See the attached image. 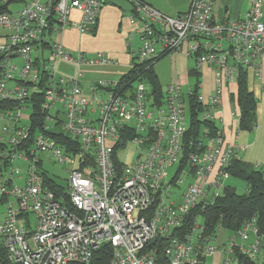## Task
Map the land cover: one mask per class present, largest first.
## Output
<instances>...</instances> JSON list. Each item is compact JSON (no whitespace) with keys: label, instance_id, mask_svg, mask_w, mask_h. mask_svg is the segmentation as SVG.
Here are the masks:
<instances>
[{"label":"built area","instance_id":"1","mask_svg":"<svg viewBox=\"0 0 264 264\" xmlns=\"http://www.w3.org/2000/svg\"><path fill=\"white\" fill-rule=\"evenodd\" d=\"M105 1L2 0L8 10L0 14V29L9 35L0 45V118L7 137L0 138V198L6 204L0 246L8 260L90 264L95 251L110 246L109 264H160L151 243L164 238L169 264L207 262L218 253L222 264H239L236 250L261 264L264 235L253 222L217 244L204 235L199 210L216 205L228 187L230 163L243 149L234 138L227 139L216 113L223 92L236 83L239 66L261 78L263 0H250L243 20L214 18L211 0H193L175 18L141 0H127L130 24L136 25L127 43L134 58L131 68L186 48L198 66L215 71L208 102L200 90L198 101L205 111L199 118L216 123L219 130L215 137L203 132L201 151L189 155L183 147L192 88L185 93L172 83L159 104L147 81L127 90L118 81L83 85L82 67L115 60L106 53H73L61 39L71 30L93 35ZM13 3L22 8L14 11ZM75 12L79 20L72 17ZM135 38L138 49L132 44ZM16 58L21 64L13 62ZM60 63L78 70L74 76L58 74ZM232 116L238 121L237 107ZM37 118L40 123H34ZM236 132H241L238 127ZM43 155L67 168V184L61 185L70 205L45 187ZM17 159L26 164L23 174L13 167ZM196 210L190 232L180 237Z\"/></svg>","mask_w":264,"mask_h":264},{"label":"crops","instance_id":"2","mask_svg":"<svg viewBox=\"0 0 264 264\" xmlns=\"http://www.w3.org/2000/svg\"><path fill=\"white\" fill-rule=\"evenodd\" d=\"M141 1L149 4L160 13L175 18L187 12L193 0ZM211 1L213 2V16L216 19L226 18L229 20H243L246 18L251 8L250 0ZM130 13L131 8L127 10L119 7L117 4L106 2L101 8L99 23L93 35H80L74 30L65 32L61 41L63 45L73 53L82 51L90 57H93L98 53H106L110 58L115 60V63L111 65L82 67L81 70L83 71L84 69L82 83L85 88H88L99 81L117 82L110 79L109 73L118 75V69L124 68V71L121 74L122 76L131 70L132 55L130 54L127 43L128 36L136 29V25L130 24ZM72 17L75 20L80 19V15L77 12H75ZM0 32L1 45L7 41L9 32L4 29ZM132 44L133 47L136 45L135 49H138L140 47L139 39H133ZM160 61L155 64L154 73L161 86L162 83H167L168 86L172 83H176L182 88L189 86L191 85V80L188 72L191 68H197L201 75V93L205 97V100L207 102L209 101L215 87V71L212 67L208 65L198 66L196 59L189 58L186 55V48L183 49L181 53L169 55V59L166 60L167 62ZM75 72L74 68L71 74L66 75L74 76ZM247 72L249 89L258 101L256 111L257 125L255 129L253 131L236 132L238 121L237 118H233L232 116L235 108H238L236 104L238 95V87L236 83L228 86L223 92L222 104L219 111L216 113V117L222 121L220 123L221 128L227 139L233 140L234 138V142L243 148L236 155L238 159L255 166L262 171L264 177V58L262 60L261 78L256 77L251 68H249ZM230 179H232V177ZM230 179L227 185L235 189L236 184L233 181H230ZM3 213H0V218Z\"/></svg>","mask_w":264,"mask_h":264},{"label":"trees","instance_id":"3","mask_svg":"<svg viewBox=\"0 0 264 264\" xmlns=\"http://www.w3.org/2000/svg\"><path fill=\"white\" fill-rule=\"evenodd\" d=\"M8 10V6L0 0V14ZM95 33V32H94ZM161 56L155 62H148V64L136 65L127 73L123 74L119 79L121 89L134 87L139 81H147L152 87L153 95L156 100L162 103L163 89L160 85L157 76L154 73L155 64L160 61ZM134 58H132V61ZM248 69L239 66L236 84L238 87V95L236 104L239 110L238 116V130L239 131H253L257 125V99L250 91L248 85ZM190 80L193 78L192 94L188 96V109L190 115V127L186 133L184 140L185 155L201 151L199 143L203 132L207 131L208 137H215L219 128L214 122L202 121L199 116L205 111L202 104L198 101V96L201 90L200 71L197 68H191L188 72ZM234 100V99H233ZM39 104V102H38ZM38 105L35 107V112H38ZM40 119H35L34 123H40ZM125 144L122 140L120 147ZM119 169L122 167L117 160ZM232 178L244 180L248 184V192L246 194H239L233 187H226L222 196L218 199L216 205L208 207L205 212L199 210L203 216V223L205 227L204 235L210 239L217 238L220 230H226L230 233H236L241 230L246 224L253 222L258 229L260 235H264V177L262 171L257 169L250 163L235 157L228 168ZM45 187L52 190L56 197L64 200L66 204L70 205L69 199L64 195L61 183L55 181L53 176L46 172L43 173ZM198 210L194 211L182 226V231L179 233L183 237L190 232L192 227V220L197 215ZM180 229V230H181ZM177 236V234H175ZM154 248L156 261L160 264H169L165 256V248L167 246V239H156L151 243ZM113 250L110 246H103L95 251L90 264H109L112 258ZM235 255L238 258L239 264H259L256 260L248 258L236 250ZM0 263L13 264L8 260L6 251L0 246ZM198 264H207L205 260ZM264 264V260L261 261Z\"/></svg>","mask_w":264,"mask_h":264},{"label":"rangeland","instance_id":"4","mask_svg":"<svg viewBox=\"0 0 264 264\" xmlns=\"http://www.w3.org/2000/svg\"><path fill=\"white\" fill-rule=\"evenodd\" d=\"M11 8L14 11L20 10L22 8V5L13 3L11 4ZM11 9V10H12ZM0 31H2V29H0ZM1 33V32H0ZM134 48H136V45H134ZM133 49V48H132ZM169 59V56L164 57L163 59H161L160 62H167L166 60ZM13 62H16L18 64H21V60L16 58L13 60ZM75 68V71L78 70V68L72 64L69 63H60L59 64V70H58V74L64 73V74H71L72 70ZM102 69V68H100ZM111 70V69H110ZM84 71V69H83ZM124 68H120L118 69V75H115L114 73H109L110 79L112 81H118L121 77V74L123 73ZM76 73V72H75ZM112 76V77H111ZM194 82V79H191V85L183 87V91L185 93H187L189 91L190 88H192V83ZM150 83V82H147ZM163 86V92L166 91L168 85L167 83H162ZM28 113V112H26ZM1 115V114H0ZM189 121V118H188ZM25 122V121H24ZM5 124V120L0 118V138H5L7 139L6 136L3 135L2 133V127ZM44 158V169H46L51 175H53L59 183L66 185L67 184V180H68V173H67V168L63 167L59 164H56L55 161L53 159L47 158L46 155H43ZM121 158L125 159V155L121 154ZM26 164L22 161V160H16L15 163L13 164L14 168H19L21 171V174H23L24 168H25ZM16 181H18V184H21L22 182L19 181L18 175L16 176ZM230 181H233L236 185H235V190L237 193L239 194H246L248 192V184L241 179H237V178H232L230 179ZM6 210V204L2 202L1 198H0V213H3ZM230 232L226 231V230H220L217 238L215 240V242L217 244H223L224 242H227V238L230 236ZM222 254L218 253V255L216 257H209L207 259V264H222Z\"/></svg>","mask_w":264,"mask_h":264},{"label":"water","instance_id":"5","mask_svg":"<svg viewBox=\"0 0 264 264\" xmlns=\"http://www.w3.org/2000/svg\"><path fill=\"white\" fill-rule=\"evenodd\" d=\"M106 2L117 4L119 7L127 10L131 8V5L126 0H106L105 3Z\"/></svg>","mask_w":264,"mask_h":264}]
</instances>
